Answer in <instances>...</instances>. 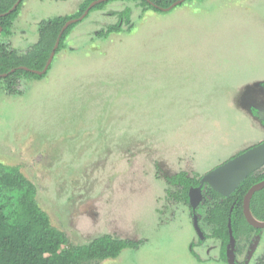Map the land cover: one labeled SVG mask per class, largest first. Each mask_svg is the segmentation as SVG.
Listing matches in <instances>:
<instances>
[{"label":"rangeland","instance_id":"1","mask_svg":"<svg viewBox=\"0 0 264 264\" xmlns=\"http://www.w3.org/2000/svg\"><path fill=\"white\" fill-rule=\"evenodd\" d=\"M83 1L25 0L0 40L24 54L42 20ZM19 89L0 87V165L35 185L73 244L104 235L141 243L100 264H227L202 214L200 241L166 179L203 177L263 142L251 110L264 111V0L188 1L163 13L112 2L72 30L44 79ZM237 249L239 264H256L264 231Z\"/></svg>","mask_w":264,"mask_h":264},{"label":"trees","instance_id":"2","mask_svg":"<svg viewBox=\"0 0 264 264\" xmlns=\"http://www.w3.org/2000/svg\"><path fill=\"white\" fill-rule=\"evenodd\" d=\"M19 0H0V16L7 14ZM25 0L12 13L0 17V38L8 40L12 36L15 20ZM65 1V0H57ZM98 0H84L73 15L58 16L42 20L38 26V42L24 54H19L9 43L0 40V87L9 96L22 95L19 89L24 79L41 80L48 72L39 76L31 71H44L56 41L64 25L81 18L89 6ZM95 6L89 13L103 10L110 3ZM137 1L142 11L163 13L175 3L184 0H128ZM201 1V0H186ZM184 2L179 5L182 6ZM131 9L120 14L121 23L129 20ZM88 15V16H89ZM82 22V21H81ZM71 25L60 40L56 56L64 49L66 40L72 30L79 25ZM121 23L111 27L102 36L121 30ZM26 67L31 71L21 70ZM15 71V72H12ZM202 177H190L180 172L166 179L170 198L190 207L189 193L192 188L200 186ZM264 181V167L250 175L229 198L214 191L210 186L204 187V200L197 210L202 221L211 228L212 238L221 243L220 258L226 262L227 248L230 243L229 221L237 242L242 239L250 241L261 236L264 228H255L248 223L244 215V199L249 191ZM37 190L20 172L19 169H8L0 165V264H100L107 260L117 259L124 250L136 249L141 243L115 239L110 235L101 236L88 245L73 244L66 233L52 226L49 216L37 202ZM254 218L264 223V189L255 193L250 202ZM192 211V209H191ZM201 226V224H200ZM264 264V258L256 261Z\"/></svg>","mask_w":264,"mask_h":264},{"label":"water","instance_id":"3","mask_svg":"<svg viewBox=\"0 0 264 264\" xmlns=\"http://www.w3.org/2000/svg\"><path fill=\"white\" fill-rule=\"evenodd\" d=\"M23 0H19L16 5L11 9L7 14L1 15L0 17L6 16L8 14H12L18 6L22 3ZM109 0H98L92 3L88 10L84 13V15L75 20H71L67 22L61 33L56 41L55 47L51 53V56L48 60V63L42 72L38 71H31L26 67H22L21 70L24 71H31L39 76L46 74L53 63V60L56 56V52L58 50L61 37L65 33V31L73 24H77L78 22L83 21L90 13V11L97 5L108 2ZM186 1V0H184ZM184 1H180L175 3L169 9L163 10L164 12L170 11L173 8L181 5ZM2 33V29L0 28V34ZM15 72V71H12ZM8 75H1L0 78H6ZM260 118L264 120V114H260ZM264 167V142L261 144L245 151L244 153L230 159L226 163L222 164L221 166L215 168L211 172L204 175L200 181V186L197 188H192L189 193V204L193 212V226L196 233L199 236L200 241H203L206 237L204 232L200 226L199 216L197 214V210L200 207L201 203L204 200V187L206 185L210 186L214 191L218 192L222 196L229 198L231 197L240 185L253 173L257 172L258 170ZM264 189V181L255 185L248 193V195L244 199V215L246 220L250 225L255 228H264V223L257 221L251 213L250 210V202L253 195L261 190ZM229 231H230V243L227 248V260L228 264H238L236 262V245L237 241L233 235V230L231 226V220L229 221ZM259 238V236L257 237ZM258 242H256L250 251L248 261L253 256Z\"/></svg>","mask_w":264,"mask_h":264},{"label":"flooded vegetation","instance_id":"4","mask_svg":"<svg viewBox=\"0 0 264 264\" xmlns=\"http://www.w3.org/2000/svg\"><path fill=\"white\" fill-rule=\"evenodd\" d=\"M251 112H252L253 116H255V117L259 118V119H261V118H260V114H261V113L264 114V111L258 112L257 109H252ZM260 122H261V124L264 126V120L261 119ZM263 142H264V140H263ZM261 143H262V142H261ZM261 143H260V144H261ZM258 145H259V144H258ZM255 146H257V145H255ZM255 146H254V147H255ZM251 148H253V147H251ZM251 148H249V149H251ZM249 149H247V150H249ZM247 150H246V151H247ZM244 152H245V151H244ZM244 152H243V153H244ZM241 154H242V153H241ZM257 237H258V236H257ZM235 254H236V262L238 263V261H237V256H238L239 252H238V249H237V245H236V251H235ZM249 254H250V253H249ZM248 257H249V255H248ZM248 257H247V261H248ZM251 258H252V257H251ZM247 261H246V262H247ZM249 261H250V260H249ZM226 262H227V264H228V260H227V259H226ZM238 264H239V263H238Z\"/></svg>","mask_w":264,"mask_h":264},{"label":"crops","instance_id":"5","mask_svg":"<svg viewBox=\"0 0 264 264\" xmlns=\"http://www.w3.org/2000/svg\"><path fill=\"white\" fill-rule=\"evenodd\" d=\"M192 2H194V1H192ZM185 3H187V2H185ZM185 3H184V4H185ZM182 6H183V5H182ZM55 57H56V56H55ZM51 66H52V65H51ZM262 141H263V140H262ZM246 150H247V149H246ZM246 150H245V151H246Z\"/></svg>","mask_w":264,"mask_h":264}]
</instances>
